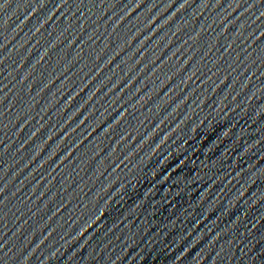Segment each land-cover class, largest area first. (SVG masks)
<instances>
[{"label": "water", "instance_id": "95a60500", "mask_svg": "<svg viewBox=\"0 0 264 264\" xmlns=\"http://www.w3.org/2000/svg\"><path fill=\"white\" fill-rule=\"evenodd\" d=\"M0 264H264V0H0Z\"/></svg>", "mask_w": 264, "mask_h": 264}]
</instances>
